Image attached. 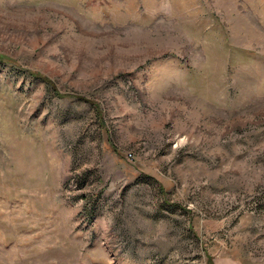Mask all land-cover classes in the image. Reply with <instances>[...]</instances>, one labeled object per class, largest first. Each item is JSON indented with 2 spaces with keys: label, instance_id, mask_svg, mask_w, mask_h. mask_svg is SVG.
Listing matches in <instances>:
<instances>
[{
  "label": "rangeland",
  "instance_id": "rangeland-1",
  "mask_svg": "<svg viewBox=\"0 0 264 264\" xmlns=\"http://www.w3.org/2000/svg\"><path fill=\"white\" fill-rule=\"evenodd\" d=\"M0 264H264V0H0Z\"/></svg>",
  "mask_w": 264,
  "mask_h": 264
}]
</instances>
